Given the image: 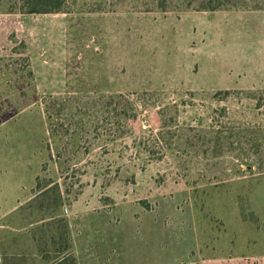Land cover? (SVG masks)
Listing matches in <instances>:
<instances>
[{
	"label": "rangeland",
	"instance_id": "374dc122",
	"mask_svg": "<svg viewBox=\"0 0 264 264\" xmlns=\"http://www.w3.org/2000/svg\"><path fill=\"white\" fill-rule=\"evenodd\" d=\"M63 8L23 14L19 0H0L2 208L21 201L41 220L63 213L78 225L110 215L135 248L161 221L175 253L189 210L196 255L180 264H264V0ZM24 36L54 55L70 86L33 92ZM68 55L72 65L60 64ZM47 94L77 99L51 105L53 138Z\"/></svg>",
	"mask_w": 264,
	"mask_h": 264
},
{
	"label": "crops",
	"instance_id": "0c3cea01",
	"mask_svg": "<svg viewBox=\"0 0 264 264\" xmlns=\"http://www.w3.org/2000/svg\"><path fill=\"white\" fill-rule=\"evenodd\" d=\"M28 34L32 35L34 30L37 29L33 25ZM26 38V36H24ZM23 38L30 61L32 62L33 72L37 77L36 86H70L67 82L57 78L59 74V68L54 67L56 61H54V55L52 53L41 54V51L37 49L38 38L33 41L32 38ZM37 44V45H36ZM98 54V53H95ZM92 55V54H91ZM78 60H82L81 54L77 55ZM60 64H70L74 62L70 55L68 57L58 59ZM40 65V69L36 70L34 67ZM52 67V68H51ZM69 70V69H68ZM82 71V69H81ZM86 72H90L88 69ZM96 74V71H95ZM97 75V74H96ZM40 82V83H39ZM56 85V86H55ZM73 85H75L73 83ZM91 85L89 82L86 86ZM95 87L101 91L110 92L113 90L111 83H103L95 81ZM2 202H0V215L5 219L15 217V224H10L12 227L6 224H0V228L6 226L12 231H7L12 236L6 239H0V264H43L41 262V253L37 249V243L40 230V224L45 219L40 220V212L34 209L24 212V203L17 201L16 206L11 209L2 208ZM186 222L182 221V237L173 238L177 242V249L175 251L169 246L172 241L171 234L168 230H163L161 221L157 226L153 223L149 228H146V233L140 238L138 247L135 248V244L130 240V236L126 231H123L117 224H113V219L110 215H102L95 217L96 221L93 224L72 222L73 219L69 214H57L55 216H48V220L63 217L68 222L69 228V242L72 245V251L76 254L78 264H180L181 261H192L196 255V242L193 234V225L190 223V212L185 211ZM53 215V214H52ZM31 217L32 221L25 226V218ZM2 226V227H1ZM57 236L60 234L61 229L57 226L52 227ZM1 230V229H0ZM188 233V241L186 237ZM138 236V235H137ZM65 253V252H64ZM151 256V258H149ZM148 258V259H147ZM26 259V261H25Z\"/></svg>",
	"mask_w": 264,
	"mask_h": 264
},
{
	"label": "trees",
	"instance_id": "16d2710c",
	"mask_svg": "<svg viewBox=\"0 0 264 264\" xmlns=\"http://www.w3.org/2000/svg\"><path fill=\"white\" fill-rule=\"evenodd\" d=\"M19 2L21 13L23 14L66 12L63 8L66 0H19ZM28 59L29 57L27 58V60ZM27 66L29 67L28 74L30 77H32L34 82L33 92H35L36 84L34 80V72L31 64L29 63V60ZM43 98L44 114L45 119L47 120V128L49 131V136L53 138L55 135L54 129L52 127V115L50 114V108L52 107L51 105L57 104L58 102H60V100L66 101L65 103L67 104L71 102V100L77 99L73 95H66V97H62L53 94H47ZM49 146L50 145H48V148ZM51 157L52 154H50V158ZM36 188L40 191V187L38 188V184ZM37 198H39V196L36 195V197H33V200ZM31 208L36 210L37 212H40V210L35 206H32ZM50 214V216L56 215L54 212H51ZM53 218L54 219L52 220H44L40 224V230L38 232L40 238L38 239L37 249L41 253V262L43 264H78L76 254L74 253V251H72L73 247L69 242V228L67 220L63 217ZM47 223H49V226L46 227ZM54 225L61 229V232L58 236L56 234V231L52 228Z\"/></svg>",
	"mask_w": 264,
	"mask_h": 264
}]
</instances>
